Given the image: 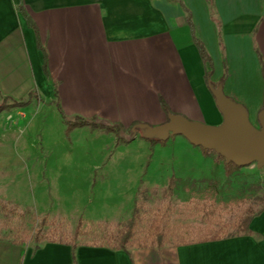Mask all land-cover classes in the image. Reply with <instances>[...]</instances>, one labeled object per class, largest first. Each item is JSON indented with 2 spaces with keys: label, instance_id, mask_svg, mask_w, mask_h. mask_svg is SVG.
Segmentation results:
<instances>
[{
  "label": "crops",
  "instance_id": "obj_1",
  "mask_svg": "<svg viewBox=\"0 0 264 264\" xmlns=\"http://www.w3.org/2000/svg\"><path fill=\"white\" fill-rule=\"evenodd\" d=\"M211 83L257 124L264 0H0V102L28 101L0 110V167L14 148L8 132L39 102L123 128L161 124L168 112L218 125ZM248 228L127 250L0 237V264H264V211Z\"/></svg>",
  "mask_w": 264,
  "mask_h": 264
},
{
  "label": "rangeland",
  "instance_id": "obj_2",
  "mask_svg": "<svg viewBox=\"0 0 264 264\" xmlns=\"http://www.w3.org/2000/svg\"><path fill=\"white\" fill-rule=\"evenodd\" d=\"M57 107L56 99L39 102L8 132L14 148L0 167V237L8 241L103 243L134 209L147 220L166 208L176 233L189 225L192 240L198 228L225 236L263 204L264 168L254 163L228 176L215 153L182 135L150 145L127 132L69 128ZM201 202L214 208L209 221Z\"/></svg>",
  "mask_w": 264,
  "mask_h": 264
},
{
  "label": "water",
  "instance_id": "obj_3",
  "mask_svg": "<svg viewBox=\"0 0 264 264\" xmlns=\"http://www.w3.org/2000/svg\"><path fill=\"white\" fill-rule=\"evenodd\" d=\"M214 103L222 115L218 125L190 120L168 112L167 120L158 125L136 123L131 126L129 138L138 134L143 139L165 141L182 135L189 143L221 155L226 162L243 167L255 164L264 168V106L257 114L254 125L245 106L224 94L221 83L209 84Z\"/></svg>",
  "mask_w": 264,
  "mask_h": 264
},
{
  "label": "trees",
  "instance_id": "obj_4",
  "mask_svg": "<svg viewBox=\"0 0 264 264\" xmlns=\"http://www.w3.org/2000/svg\"><path fill=\"white\" fill-rule=\"evenodd\" d=\"M202 54L204 53L203 50H201ZM205 58V56H204ZM8 101L7 98H2V101L0 102V110L5 108H10L14 106H24L28 101H11V103L6 104ZM58 108V111L60 115L62 116V119L68 123L69 128L73 127H82V126H89L91 129H103L108 132H113L115 135L119 136L121 132H127L129 134L130 127L133 125L131 124L128 128H123L119 126L118 124H104V123H98L94 121L93 119H86L80 116H73L72 118H67L62 110ZM67 118V119H66ZM172 137V136H171ZM149 142L150 145H154L161 141H156L154 139H145ZM203 152H213L212 150L203 149ZM216 154V160L218 162L222 163V167L224 170V174L230 175L234 171L239 170L241 167L233 164L232 162H226L225 159ZM260 201L263 202L262 206L258 209V211L253 213H246L244 215H241L238 217L237 222L234 224L235 228L238 230L237 233H231L227 234L225 236H219L217 233H213L208 235H205L204 229L198 228L200 232V237L192 240L189 237V234L192 231V227L189 225H185L183 232L176 233L177 227H171L169 222V210L168 208L164 209L162 211V214L160 216L156 215V217L143 220L141 218L140 213L137 211V209H134L131 216L127 220V222L124 224L122 228H119L115 230L114 232L110 233L109 235H106V238L103 239V243H98L95 245H102L107 246L113 249H122L127 250L128 248H152V247H162L166 244L177 246L179 244H185L190 243L194 241H205V240H215L219 238H225V237H232L237 236L240 234H246L250 230L248 228L249 222L255 215L259 214L260 212L264 211V196L258 197ZM199 204V203H198ZM196 208H199L203 211V219H206L207 221L211 220V214L214 213V208H209L206 206L205 202H201V205H197ZM177 234V235H176ZM168 235H175V240L168 242ZM105 237V236H104ZM42 239L40 236H35L34 242L37 243ZM52 241V240H50ZM72 247L75 245V243H71Z\"/></svg>",
  "mask_w": 264,
  "mask_h": 264
}]
</instances>
